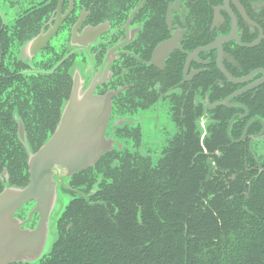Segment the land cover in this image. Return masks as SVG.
<instances>
[{"label":"flooded vegetation","instance_id":"af4514ba","mask_svg":"<svg viewBox=\"0 0 264 264\" xmlns=\"http://www.w3.org/2000/svg\"><path fill=\"white\" fill-rule=\"evenodd\" d=\"M11 7L17 15L9 25L0 11L10 40L0 79L20 89L2 100L15 104L4 125L17 152L0 166V194L28 186L30 158L56 134L74 91L78 99H111L104 138L112 147L58 183L72 200L100 204V186L112 182L103 172L120 156L152 170L172 161L206 166L205 183L213 182L215 193L243 174L249 196L253 182L264 180V0H13ZM31 9L37 16L16 29ZM51 127V134L42 131ZM13 161L26 163L25 186L12 184ZM76 175L85 181L72 187ZM35 206L14 214L22 230L37 227L39 214L29 219Z\"/></svg>","mask_w":264,"mask_h":264},{"label":"trees","instance_id":"16d2710c","mask_svg":"<svg viewBox=\"0 0 264 264\" xmlns=\"http://www.w3.org/2000/svg\"><path fill=\"white\" fill-rule=\"evenodd\" d=\"M37 13L24 12L15 28ZM2 26L0 14V59L10 45L9 28ZM4 68L2 64V73ZM14 82L32 90L43 87L40 81L33 82L35 87L26 80ZM8 83L0 79L1 167L17 152L9 125H4L15 104L2 100H10L20 89ZM57 93V86L51 85L50 97ZM53 128L42 131L51 134ZM119 159L117 167L103 172L112 182L100 186L95 196L100 204L78 196L69 202L57 223L59 239L38 264H264V180L253 182L249 196L244 195L243 174L215 193L213 182L205 183L206 166L172 161L152 170L142 163L133 167L125 156ZM10 166L12 184L25 186L26 163L13 161ZM231 168L241 175L238 164ZM84 177L76 175L72 187ZM2 188L0 184V192Z\"/></svg>","mask_w":264,"mask_h":264},{"label":"water","instance_id":"95a60500","mask_svg":"<svg viewBox=\"0 0 264 264\" xmlns=\"http://www.w3.org/2000/svg\"><path fill=\"white\" fill-rule=\"evenodd\" d=\"M110 102L109 97L97 98L93 93L78 99L74 91L56 134L30 158L28 186L6 189L0 194V264H37L46 255L58 183L95 165L112 147L104 138ZM31 201L36 206L29 219L38 213L40 220L34 230H22L25 223L14 214Z\"/></svg>","mask_w":264,"mask_h":264},{"label":"rangeland","instance_id":"374dc122","mask_svg":"<svg viewBox=\"0 0 264 264\" xmlns=\"http://www.w3.org/2000/svg\"><path fill=\"white\" fill-rule=\"evenodd\" d=\"M13 0H3L0 2V11L4 14L6 23L9 25V23L13 22L17 12L16 9H13L11 7V2ZM177 132V128H176ZM122 142H126L124 139H122ZM72 200V196L70 194L64 193L62 189L60 188L58 191V200L57 204L50 216V224H49V236L48 240L45 246V254L49 253L51 251V247L54 244V242L58 238V233L56 230L57 221L59 220V217L64 212L66 207L70 204L69 202Z\"/></svg>","mask_w":264,"mask_h":264}]
</instances>
